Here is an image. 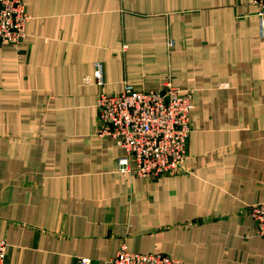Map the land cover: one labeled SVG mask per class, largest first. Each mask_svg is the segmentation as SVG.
I'll list each match as a JSON object with an SVG mask.
<instances>
[{
    "label": "crops",
    "instance_id": "0c3cea01",
    "mask_svg": "<svg viewBox=\"0 0 264 264\" xmlns=\"http://www.w3.org/2000/svg\"><path fill=\"white\" fill-rule=\"evenodd\" d=\"M0 46V264H111L119 246L189 264H264V34L253 0H23ZM96 64L103 84L96 83ZM191 91L177 173L122 172L98 94ZM134 166V162H131Z\"/></svg>",
    "mask_w": 264,
    "mask_h": 264
},
{
    "label": "built area",
    "instance_id": "2783aa9c",
    "mask_svg": "<svg viewBox=\"0 0 264 264\" xmlns=\"http://www.w3.org/2000/svg\"><path fill=\"white\" fill-rule=\"evenodd\" d=\"M260 32L264 34V0H253ZM30 15L23 0H0V46L18 47L26 32ZM96 83L103 84L102 67L96 64ZM192 93L181 92L170 81L160 89L135 90L126 84L123 91H101L96 100V134L113 138L122 150L118 169L145 178H159L181 170L187 155L191 132ZM134 162V166L131 165ZM255 234L264 238V201L248 207ZM6 242L0 239V262ZM78 264H91L79 258ZM111 264H189L161 253L129 251L122 243Z\"/></svg>",
    "mask_w": 264,
    "mask_h": 264
}]
</instances>
